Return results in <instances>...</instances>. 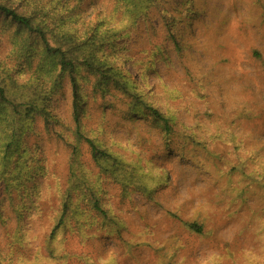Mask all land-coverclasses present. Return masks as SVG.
Returning a JSON list of instances; mask_svg holds the SVG:
<instances>
[{
  "label": "rangeland",
  "instance_id": "rangeland-1",
  "mask_svg": "<svg viewBox=\"0 0 264 264\" xmlns=\"http://www.w3.org/2000/svg\"><path fill=\"white\" fill-rule=\"evenodd\" d=\"M40 2L62 27L124 20L117 0ZM15 31L0 14V86L23 102L39 59L26 61ZM117 44L105 60L127 87L81 70L80 129L69 75L54 94L35 81L48 113L20 119L0 94V141L17 132L9 162L22 180L13 199L0 181V264H264V0H158ZM86 137L113 158L98 163ZM72 169L84 211L51 238ZM94 198L107 220L91 218Z\"/></svg>",
  "mask_w": 264,
  "mask_h": 264
},
{
  "label": "trees",
  "instance_id": "trees-1",
  "mask_svg": "<svg viewBox=\"0 0 264 264\" xmlns=\"http://www.w3.org/2000/svg\"><path fill=\"white\" fill-rule=\"evenodd\" d=\"M158 0H117L115 8L112 10L114 20H117V15L122 14L124 20L122 23H115L114 26H108L103 29V26L108 25L109 22L106 18L98 21L95 25H89L84 31L71 24L64 27L57 24H50L46 15L49 14V8L43 6L40 0H0V14L6 17V22L13 23L16 26V31L13 33V40L15 46L24 53L26 61L30 65H34L36 60L39 63L36 69L37 77L33 83L29 84L31 100H24L23 102H16L7 97L5 88L0 86L1 98L5 100L7 107L11 108L10 112L20 116L29 115L30 113H48L45 108V103L49 100L47 94L42 95L38 85H35L37 79H44V82H54L52 91L59 86L60 81L67 75L70 76L73 85V107L74 119L77 123L78 129L81 126L80 108L84 95L80 93L77 76L81 70H86L90 74L99 76L102 81L105 78H114L120 81L127 87L125 80L126 75L114 72L110 64L105 60L104 49L107 46L114 48L118 47V37L129 29L135 27L140 19L147 13L150 5ZM21 5V6H20ZM24 7V8H21ZM83 12V6L78 4L75 9L71 10L67 19L80 15ZM114 13V14H113ZM111 16V15H110ZM117 27V28H115ZM60 30V31H58ZM55 40L53 44L52 37ZM103 51V52H100ZM118 75L120 77L118 78ZM53 91L51 94H54ZM44 100L45 103H44ZM152 115L155 120L162 124L166 133L172 131V123L169 117L164 116L157 108L152 107ZM82 132H78L80 137H83ZM17 132H4L1 148H0V181L6 184L5 190L10 195H13L15 184H11V180H22L17 178V168L10 169L9 156L12 152L13 141L15 140ZM86 141L91 147V154L93 158L99 163L101 161H108L113 158L106 148L100 145L94 138L86 137ZM4 144V145H3ZM79 153L77 154V158ZM74 171L72 186L67 192L62 194L63 208L61 210L58 224L53 229L50 237L54 238L56 233L63 228L66 229L72 219L78 218L80 211H84L81 202L76 201L74 198V190L78 184L79 175L76 169ZM82 177V173L80 174ZM94 194V192H93ZM93 209L97 215L102 216L107 220L108 215L101 207L99 199L94 198L90 200ZM184 223L193 231L199 233L203 232V227L195 222L184 221ZM84 222H80L77 228L72 231L79 233L85 237L87 235L83 226ZM69 227V226H68ZM68 259V258H66ZM88 264H94L89 262Z\"/></svg>",
  "mask_w": 264,
  "mask_h": 264
}]
</instances>
